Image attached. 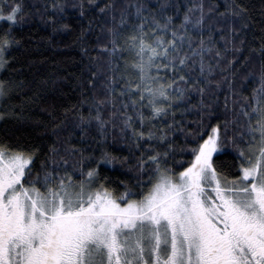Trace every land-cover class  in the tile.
<instances>
[{
  "label": "snow or ice",
  "instance_id": "6c2138e0",
  "mask_svg": "<svg viewBox=\"0 0 264 264\" xmlns=\"http://www.w3.org/2000/svg\"><path fill=\"white\" fill-rule=\"evenodd\" d=\"M222 4L0 0V124L54 83L17 75L20 25L72 10L105 37L38 141L0 134V264H264V21L250 42L247 5Z\"/></svg>",
  "mask_w": 264,
  "mask_h": 264
},
{
  "label": "trees",
  "instance_id": "16d2710c",
  "mask_svg": "<svg viewBox=\"0 0 264 264\" xmlns=\"http://www.w3.org/2000/svg\"><path fill=\"white\" fill-rule=\"evenodd\" d=\"M44 0H26V10L34 11L32 4L41 6ZM250 10V16L253 18V27L249 30L248 38L252 41V35L255 33L258 38L260 35L261 21H264V0H243ZM221 10L223 4L221 0ZM64 23L70 25L69 30L57 31L53 33L52 28L40 22L38 16H32L23 25L19 26L17 35L23 41V48L17 53L18 63L15 67L21 70L18 76L32 79L37 78L50 79L54 83L49 85L41 102L32 109L31 121L20 125L14 121H8L0 124V134L5 130L20 136L21 140L30 142L38 141L41 134L46 131L45 125L50 127L51 120L47 112L55 110L59 115L64 107H70L78 104L81 99V85L83 77L87 75L85 69L88 63V57L81 52L82 45L88 48L90 56H97V37L101 41L105 37L100 34L97 25H93L91 31L85 32L82 36L83 28H87V20L80 21L78 13L69 10ZM38 74V76H37ZM218 112L221 118L230 117V113L223 110V96L219 101ZM190 115L189 119H194ZM42 121V124H35L33 121ZM19 129V131H17ZM127 155V152L117 153ZM102 172L112 179L126 180L120 169L103 168Z\"/></svg>",
  "mask_w": 264,
  "mask_h": 264
}]
</instances>
